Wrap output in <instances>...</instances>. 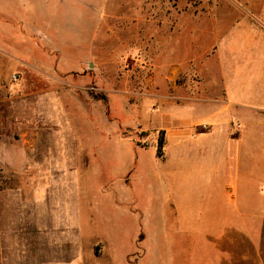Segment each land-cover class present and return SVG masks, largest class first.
<instances>
[{"label": "rangeland", "instance_id": "374dc122", "mask_svg": "<svg viewBox=\"0 0 264 264\" xmlns=\"http://www.w3.org/2000/svg\"><path fill=\"white\" fill-rule=\"evenodd\" d=\"M253 3L0 0L7 59L0 140L13 145L23 166L14 173L0 163V229L1 195L14 190L24 227L49 226L35 221L40 211L29 203V180L47 176L69 187L58 207L69 214L80 208L86 264H205L208 248L223 242V217L255 173L259 156L242 151L255 135L264 150V16ZM239 35L252 39L226 38ZM228 48L234 56L224 60ZM240 49L251 57L239 59ZM226 86L231 97L219 111L228 122L213 132L197 126L195 133H211L194 138L164 134L158 157L169 121L208 118L212 106L179 97L172 109L164 93L213 97ZM240 88L248 93L243 100Z\"/></svg>", "mask_w": 264, "mask_h": 264}, {"label": "crops", "instance_id": "0c3cea01", "mask_svg": "<svg viewBox=\"0 0 264 264\" xmlns=\"http://www.w3.org/2000/svg\"><path fill=\"white\" fill-rule=\"evenodd\" d=\"M253 2V5L250 7L255 12L261 13V16H264V0H253ZM248 8L246 7V10ZM239 17L240 21L238 24L243 25V32L241 33L243 35L250 34L249 24L245 23L244 16L241 15ZM228 34L229 32L224 33L223 31L221 36L225 38ZM253 36H257L254 38L258 39L261 38L259 34H253ZM226 38L227 40L234 39V41L242 40L243 42L252 39L251 36L246 38L240 35L239 38L237 37L238 39L231 36ZM234 50L235 48H228L223 54V59L230 60L233 58L234 53L232 51ZM240 50L238 51V55H236L239 59L251 57L249 50ZM6 63V55L1 51L0 90L1 80L6 75ZM211 88L213 90V87ZM241 89L243 88L237 91L239 93L238 96L241 99H245L248 93H245V90L240 91ZM207 91H209V87L203 89V93ZM215 92L213 97L204 94L197 98L185 95L181 97L176 96V94L167 96L164 93L163 98L170 102L169 104H171L172 109L178 108L173 102H176L179 97L185 101L200 102V104L212 103V106L207 108V113L210 114L208 118L196 122H181L174 119L169 121L170 125L168 124V128L164 127L162 129L165 139L194 138L198 135L211 133H195L193 130L197 126L206 124L213 132L216 126L226 124L228 122L227 115L219 111V105L224 97H231L230 89L226 86L217 89ZM260 92L259 89L255 91L253 97H259ZM255 137L257 140L247 147L249 149L242 151L244 152L243 155L253 154L254 156H259V160L255 161V166L253 165L252 169H250L251 172L255 170V173L249 174V180L245 182V191H241V195H244L243 200H240L241 203H239L238 207H234L232 213L223 217L222 229L219 233L223 242L220 245L213 244L208 248L205 264H264V195L260 194L261 186L264 184V174H262L264 161L261 160L264 157V150H262L260 138L256 135ZM0 163L5 171L15 173L21 172L23 169L20 158L16 155V150L13 149V145L5 144L1 140ZM256 170L259 172L256 173ZM48 178L46 176V179L29 180L30 193L32 194L31 202L29 199V203L32 204L31 210L35 213L40 211L35 221L43 220L49 223V226L39 227V231L24 227L25 224H22V216L20 211H17V204L21 202V199L19 200L18 197L19 192L16 190L13 192L6 191L1 195L0 264H86L80 259L81 247L79 235L80 230H82L80 222H78L80 208L78 212L69 214L68 209L66 211L62 205V199H64L67 193V188L69 189L68 185H65L66 183L63 182L60 183L57 180H49ZM57 189L62 193L61 196L60 194L58 195ZM60 199L62 202L61 206L58 207L57 203H60ZM92 246L95 248L94 245Z\"/></svg>", "mask_w": 264, "mask_h": 264}, {"label": "trees", "instance_id": "16d2710c", "mask_svg": "<svg viewBox=\"0 0 264 264\" xmlns=\"http://www.w3.org/2000/svg\"><path fill=\"white\" fill-rule=\"evenodd\" d=\"M164 132L161 131L158 137V141H157V156L158 157H162L163 156V147H164Z\"/></svg>", "mask_w": 264, "mask_h": 264}]
</instances>
